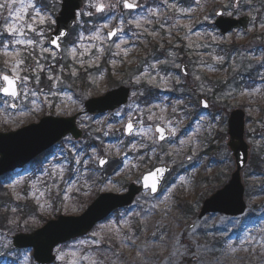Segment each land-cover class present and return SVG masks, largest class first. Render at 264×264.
<instances>
[{
    "label": "rangeland",
    "instance_id": "374dc122",
    "mask_svg": "<svg viewBox=\"0 0 264 264\" xmlns=\"http://www.w3.org/2000/svg\"><path fill=\"white\" fill-rule=\"evenodd\" d=\"M54 1L60 3L0 0L12 5L11 9H0V74L20 79L15 100L0 96L1 132L19 129L52 113L71 116L83 109L85 99L106 92L107 68L113 77L123 79L120 71L141 65L133 70L137 73L131 77L125 106L98 116L81 115L77 119L83 133L79 140L66 136L38 169L29 163L25 174L15 172L7 179L12 201L7 200V218L0 228V264H37L31 249L13 247V234L32 231L59 214H79L98 193L123 192L125 183L138 181L143 171L158 163L172 165L173 170L156 194L142 192L129 207L112 214L87 235L58 245L51 264H136L135 260L151 259L153 264H264V166L260 173L248 166L242 172L247 204L242 215L208 214L184 227L173 221L181 214L178 197L198 211L204 175L221 170L226 181L233 170L227 138L218 137L226 132L228 112L237 103L244 104L250 117L245 126V132L250 133L246 137L249 156L252 149L264 148V69H259L256 85L233 95L230 85L224 88L218 80L235 70L236 56L225 64V54L216 52L215 46L246 43L258 35L255 44L262 46L249 47L248 56L260 61L264 55V0H240L236 9L233 0H189V4L186 0H153L154 4L131 0L139 6L129 13L121 9L122 0H84L60 53L47 43L59 9L52 14ZM98 4L104 7L102 14L97 12ZM211 6L221 7L229 16L249 15L247 30L220 35L210 26ZM17 9L23 20L16 17ZM96 13L97 21H89V15ZM12 24H32L35 30L25 26L23 35L10 34L7 28ZM113 27L117 33L108 41L107 31ZM152 47L158 52L150 55ZM103 55L106 61L99 65ZM181 59L190 60L186 77L179 70ZM18 61L22 63L16 66ZM80 74L86 85L74 88L72 80ZM142 83L154 88H142ZM148 91L151 96L142 100ZM200 97H207L208 110L199 107ZM128 120L135 129L126 137L122 129ZM156 124L169 133L161 143L155 139ZM87 144L90 146L84 148ZM213 144L218 149L211 156L208 151ZM101 156H106L107 162L99 168ZM113 159L117 165L107 172V163ZM244 175L258 183L254 189L245 185ZM211 251L216 255L202 258L204 252Z\"/></svg>",
    "mask_w": 264,
    "mask_h": 264
},
{
    "label": "water",
    "instance_id": "95a60500",
    "mask_svg": "<svg viewBox=\"0 0 264 264\" xmlns=\"http://www.w3.org/2000/svg\"><path fill=\"white\" fill-rule=\"evenodd\" d=\"M127 2L134 4L129 0ZM238 2L239 0H234L235 4ZM81 5L82 0H61L59 11L54 18V28L48 35L49 45L57 52L60 51V41L66 37L70 29L75 25L76 13ZM123 7L127 10H133L136 5L132 8H127L124 0ZM98 8L102 10L103 7L99 5ZM216 15L214 25L221 34H225L233 28L242 27L246 29L249 20L247 15L239 18L223 16L221 10H218ZM116 30L114 27L107 33L109 40L114 36H110L109 33H116ZM54 40L56 41L55 44L52 43ZM180 69L182 74L186 75L188 73V65L186 63H182ZM2 75H5V73L1 74V77ZM9 76L12 77L11 75ZM2 82L3 85L1 87L5 86V82L3 80ZM19 83L20 80L17 79V92ZM129 92V87L121 85L105 92L101 96L89 98L84 102L83 112L97 115L115 110L127 102ZM0 95L11 97L12 99H16L18 96L12 97L5 95L3 92H0ZM200 106L207 109L209 103L205 98H201ZM83 112H78L68 117L47 115L40 118L38 122L28 124L15 131L0 132V175L7 171L21 168L67 134H71L74 139H78L81 136V130L76 126V118ZM244 118L245 113L240 108H234L229 113L227 146L232 153L235 165L234 170L228 181L220 189L203 200L197 219H201L208 213L238 216L243 214L246 209L241 170L247 163L249 145L244 140ZM129 123L133 125L131 121L126 122L124 126L126 135L131 133L127 130ZM158 129L163 130V139H161V132ZM154 131L157 141H163L168 136L166 129L160 125H156ZM106 160V157H101L99 166H103ZM101 161H104V163H101ZM168 171L169 167L164 164L153 166L149 171L140 175L139 184L131 182L125 192L120 194L101 193L81 214L77 216L59 215L56 219L47 221L42 227L31 233H17L12 237V244L16 248H32V257L38 264H49L55 259L53 250L58 244L85 235L111 211L131 204L139 192L149 189L150 194L156 193ZM153 173L155 174L154 176L152 175ZM146 176L149 177L147 186H145L144 182ZM153 182L156 183L155 192L151 190Z\"/></svg>",
    "mask_w": 264,
    "mask_h": 264
},
{
    "label": "trees",
    "instance_id": "16d2710c",
    "mask_svg": "<svg viewBox=\"0 0 264 264\" xmlns=\"http://www.w3.org/2000/svg\"><path fill=\"white\" fill-rule=\"evenodd\" d=\"M44 1H48V0H44ZM182 2L185 0H181ZM256 2V1H255ZM54 5H56L53 9V13H55L56 9L58 8L59 4H56L55 1L53 2ZM150 3V2H149ZM185 3L189 4V0H186ZM256 3H260L262 5V2H256ZM214 10H215V6H211L209 9V15L212 17L214 16ZM99 17H97L96 15H89V21H97ZM83 19V18H82ZM50 28V27H49ZM256 37V36H255ZM257 40V37L255 39V41ZM258 42H256V47H258ZM0 45H1V41H0ZM238 50L239 53H242L241 50H244V46L243 45H237L235 44V48L234 46H223V48H219V50H222L227 56L230 55V53L235 50ZM218 51V50H217ZM147 52V51H146ZM150 55H152V53H157L158 50L156 49V47H152L151 50L149 51ZM219 52V51H218ZM2 60L1 55H0V61ZM106 61V55H103L101 60L99 61V65L103 64V62ZM190 62V61H189ZM239 65L240 67L233 73L230 74L229 78L226 79L225 83H222V86H225L224 88H227L228 85H230V89H231V93L233 95H237L240 94L242 89L246 86L249 87L252 85V83H250L251 80H255V76H256V69L258 70L260 67H258L257 64L254 63V61H252L251 59H246L245 56H243L242 58L239 59ZM106 64V62H105ZM140 64H137L133 67H126L124 68L122 71H120L123 74V79H118L112 76L110 69L107 68L108 70V88H112L115 87L116 85L119 84L118 80H121V82L123 83H127L129 85L132 84L131 82V77L135 74L134 72L137 71V69H140ZM67 69V67H66ZM134 69H136V71H133ZM137 73V72H136ZM85 79L83 78V76L80 74L79 76H77L74 80H72V84L74 86V88H82L83 86H85ZM218 83L221 84L218 80ZM227 85V86H226ZM142 88H146L148 87V89L150 88H154V86H146V84L142 83L141 84ZM184 87L183 85H180V88ZM149 96H151V93L148 91L146 93H144V95L141 97L142 100H146L144 98H148ZM222 137H225V134H221L220 137H218L219 140L222 139ZM210 148H212V150L215 148V146H211ZM263 151L264 149L262 148V150H253L251 152L250 158H249V165H248V169L251 170L252 172L255 173H260V167L264 166V156H263ZM41 156L35 161L36 165H39L41 163ZM117 164L116 160H111L109 162V164L107 165V171L110 172L113 169V166ZM222 175L223 172L221 170H217L213 175H204V191L201 192V199L200 201L202 202V200L208 196L211 192H213L215 189L219 188L224 182L225 180H222ZM212 176V177H211ZM245 185L246 186H256V184H258L256 181H252L250 177L245 176L244 179ZM126 184V183H125ZM253 187V189H254ZM248 190H246V197H249V192ZM247 197V199H249ZM7 200L12 201V199L10 198V194L7 190V187L5 186V184L0 181V228L3 227L2 222H4L7 218V213L5 212L6 208V203ZM251 202V201H250ZM5 206V208H4ZM177 208L180 210V215H175L173 217V221L178 224L179 226H185L188 225L192 219H195L196 215H197V210L196 208L193 206L192 203L185 201L183 199V197H178V201H177ZM214 255H216L215 252L211 251V252H204V255H202V258H212ZM136 264H153L152 263V259L144 262L141 260H135ZM184 264H190L188 263H184Z\"/></svg>",
    "mask_w": 264,
    "mask_h": 264
},
{
    "label": "snow or ice",
    "instance_id": "6c2138e0",
    "mask_svg": "<svg viewBox=\"0 0 264 264\" xmlns=\"http://www.w3.org/2000/svg\"><path fill=\"white\" fill-rule=\"evenodd\" d=\"M6 6L9 9H11V7H12L11 3H7V4L0 3V9H3ZM134 6H135L134 4L128 3L127 0H125V7L132 8ZM98 10H101V9L98 8ZM9 14L12 15V12L10 11ZM15 15L20 20H23L24 19V17L21 15V10L20 9H17L16 10ZM36 16L40 18V23H44V18L42 16H40V13L39 12L36 13ZM25 26L29 30H32V31L35 30L33 28V25L32 24H26V25L25 24H20L19 26L15 25V24H12V25L8 26L7 31L10 34L19 33V34L23 35ZM109 35L112 36V35H115V33L114 32H110ZM16 43H21V44L27 43L28 45H32L34 43V41H32V40H26V41L25 40H17ZM52 43L55 44L56 41L54 40V41H52ZM5 47H7V46H5ZM117 47H119V45H117ZM44 50L47 51V49H44ZM19 63H22V61H18L16 66H18ZM16 66L13 67V72L14 73H15V70H16ZM0 79H2L5 82V86L0 87V92H3L5 95H9V96H12V97H16L18 95L17 88H16V81H17V79H19V77H17V76L10 77L9 75H6L5 74V75H2V77H0ZM132 128H133V125L131 123H129L127 125V130L129 132H131L132 131ZM158 131L161 132V139H163V134H162L163 130L162 129H158ZM101 163H104V161H101ZM152 175L154 176L155 174L153 173ZM148 180H149V177L146 176L144 178L145 186H147ZM151 190L153 192L156 191V183L155 182H153V184L151 186ZM96 243H99V241H96ZM233 251H235V249H233ZM93 264H95V262H93Z\"/></svg>",
    "mask_w": 264,
    "mask_h": 264
},
{
    "label": "flooded vegetation",
    "instance_id": "af4514ba",
    "mask_svg": "<svg viewBox=\"0 0 264 264\" xmlns=\"http://www.w3.org/2000/svg\"><path fill=\"white\" fill-rule=\"evenodd\" d=\"M147 2L149 3V2H151V4H154V2L155 1H148L147 0ZM233 8H237L238 7V5H239V3H234V1H233ZM219 9H221L222 10V13L224 14V12H223V9L221 8V7H217V10H219ZM216 10V11H217ZM209 11V10H208ZM209 17L211 18V16L209 15ZM212 19V18H211ZM249 22H250V20H248V24H247V26L249 25ZM210 26H214V24H213V21H212V23L210 24ZM215 27V26H214ZM216 28V27H215ZM247 28L248 27H246V29H241V28H237L238 30H243V31H246L247 30ZM232 31V30H231ZM220 35H224V34H220ZM256 36V35H255ZM252 36V38L249 40V41H247L246 43H240V42H236V41H234V42H231V43H229V44H219V45H215L216 46V49L219 51V52H223L222 50H219V48H223V46H228V47H230V46H234V48H235V44H237V45H243L244 46V50H241V52L242 53H239V51L237 50L236 51V49L235 50H233L231 53H230V55L229 56H227L224 52H223V54H225V57L227 58L226 60L227 61H225L226 63L225 64H228L227 62H228V60H229V58H231V56H233V55H235L236 56V64H235V67L233 68V69H235V70H233V71H231L230 73H233V72H235L239 67H240V65H239V59L240 58H242L243 56H245V58L247 59H251L252 61H254V63L255 64H257L258 65V67H260V70L262 69V67H263V69H264V55H263V57H262V59L260 60V61H255V59H254V57H250V56H248V53H249V47L251 48V49H254L255 48V39H256V37L258 36ZM262 36H261V34H260V38H261ZM258 38V37H257ZM260 46H262L261 44H258V47H260ZM215 49V50H216ZM216 50V52H218ZM218 52V53H219ZM190 61V60H189ZM188 61V62H189ZM224 64V65H225ZM263 72H264V70H263ZM140 73V72H139ZM262 74H264V73H262ZM230 76V75H229ZM229 76H227L226 78H222V79H220L219 80V82L222 84L223 82L225 83V81H226V79H228L229 78ZM260 77V72H259V74L255 77V80L253 79V80H251L250 81V83H252V85L251 86H249V87H246V88H252V86H254V85H256L258 82H259V78ZM264 78V77H263ZM152 86H154L153 84H152ZM244 89V88H243ZM240 105H243L244 106V104L243 103H237L236 104V106L235 107H239ZM245 107V106H244ZM245 117H246V121H248V119L250 118L248 115L246 116V114H245ZM246 137H250V133H246L245 132V139H246ZM247 142V141H246ZM248 143V142H247ZM249 145V144H248ZM262 148H263V146H260L259 148H258V150L260 149V150H262ZM249 149H250V145H249ZM254 149H252V151H253ZM251 154V153H250Z\"/></svg>",
    "mask_w": 264,
    "mask_h": 264
}]
</instances>
